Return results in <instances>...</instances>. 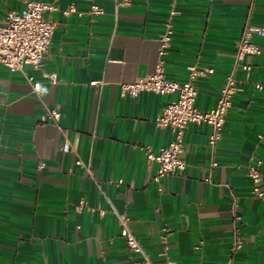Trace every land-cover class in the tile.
I'll use <instances>...</instances> for the list:
<instances>
[{
	"label": "crops",
	"instance_id": "obj_1",
	"mask_svg": "<svg viewBox=\"0 0 264 264\" xmlns=\"http://www.w3.org/2000/svg\"><path fill=\"white\" fill-rule=\"evenodd\" d=\"M27 1L0 0V15ZM45 1L58 5L46 13L56 28L44 60L55 80L0 63V264H132L140 256L116 212L129 214L155 264H226L234 235L233 264H264V177L258 196L247 171L264 160V36L255 38L261 53L248 57L250 75L236 70L239 90L216 148L207 123L186 127L180 174L153 181L158 164L144 149L175 138L155 121L175 95H121L122 82L154 71L170 23L166 75L184 81L191 65L213 68L197 79L195 102L212 108L245 22L264 26V0ZM92 3L104 12L91 14ZM70 5L76 11L65 14ZM30 76L42 80L40 96ZM46 106L59 110V126L40 121Z\"/></svg>",
	"mask_w": 264,
	"mask_h": 264
},
{
	"label": "built area",
	"instance_id": "obj_2",
	"mask_svg": "<svg viewBox=\"0 0 264 264\" xmlns=\"http://www.w3.org/2000/svg\"><path fill=\"white\" fill-rule=\"evenodd\" d=\"M57 9L58 5L54 1L28 0L22 10H9L4 16L0 15V63L11 72H24L26 66H32L41 71L44 78L55 80V74L45 71L44 60L56 28V22L53 18L46 16V13ZM72 11H76L74 5L68 6L64 13L68 14ZM89 11L91 14H100L104 12V8L99 4L92 3ZM172 34L171 24L166 23L165 29L159 37V58L152 73L140 77L134 82L121 83L122 96H137L145 91L161 95H175L155 119L158 126L171 127L175 131V138L168 145L159 148L158 151H154L150 146L144 147L147 159L158 164L156 172L151 178L156 182H159L163 177L180 174L185 170L183 136L189 123H207L210 126L208 144L213 150L216 148L222 137L226 115L232 106L233 97L239 90L236 70L241 67L247 76L250 75L252 64L248 61V57L261 53V46L255 38L264 36V26L251 24L249 21L245 22L242 33L236 41L232 69L225 78L216 104L208 110H201L195 104L198 94L196 82L199 76L212 73L213 68L203 71L196 65H191L188 67V77L184 81L172 80L166 75L164 56L170 46ZM28 80L32 84L33 91L40 96L42 80H36L32 76ZM92 84L98 86L99 82L94 81ZM256 86L259 89L263 88V84L260 82ZM59 118L60 112L57 108L46 106L40 121L42 123L51 122L59 126ZM62 150L65 152L71 150L68 140L62 145ZM77 164L84 166L81 159L77 160ZM216 165L217 162L213 160L211 167ZM85 169L89 174H92L90 166L85 165ZM247 171L254 183L253 192L262 196L263 191L260 189L259 183L264 177V160L257 159L254 164H248ZM84 205L83 201L79 204V206ZM116 214L120 235L129 250L140 256L132 264H155L133 231L129 214L126 212H116ZM237 218L240 217L237 216ZM240 248L241 239L238 235H234L226 264H233L234 255ZM166 251L167 246L163 253Z\"/></svg>",
	"mask_w": 264,
	"mask_h": 264
}]
</instances>
